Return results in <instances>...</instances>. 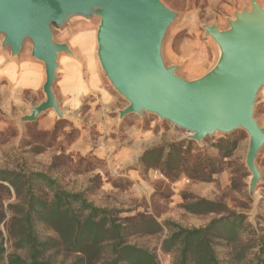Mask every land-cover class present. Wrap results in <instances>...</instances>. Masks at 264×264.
I'll return each mask as SVG.
<instances>
[{"label":"rangeland","instance_id":"rangeland-1","mask_svg":"<svg viewBox=\"0 0 264 264\" xmlns=\"http://www.w3.org/2000/svg\"><path fill=\"white\" fill-rule=\"evenodd\" d=\"M161 2L176 13V18L168 27L162 42V59L167 67L175 66L176 75L185 80L203 76L214 66L218 58V48L205 34L203 26L215 25L218 30H225L228 28L227 21L233 19L235 12L248 10L250 7L248 0H161ZM256 2L260 6L264 5V0ZM76 22L91 24L97 29L99 19L73 23ZM62 30L54 35L56 42ZM263 90L264 85L257 94L254 107V119L259 126L261 115L264 113V104L260 102ZM23 98L29 99V95ZM119 99V106L127 105L123 97ZM1 102H4V97L0 92V170L44 173L62 189L84 194L94 206L110 209L112 214L121 220L143 214L153 217L159 223L169 220L183 227H202L213 216H193L186 213L182 209L181 195L191 194L211 201H221L228 208L246 215L247 222L252 225V232L246 231L243 239H252L256 242L257 234L264 241V177L261 178V174L264 175V145L255 158L260 179L253 195H250L248 189L250 173L244 163L248 136L244 131L236 130L228 135L214 134L200 143L192 141L193 149L215 158L218 154L211 147L212 143L221 138H240L233 155L224 159V171L213 176L211 182L191 181L183 176L177 181H168L158 170L139 166L140 157L145 151L140 150V147L146 142L145 145L152 148L186 141L189 140L188 134L153 114L144 112L140 115L124 116L119 131L108 133V137L118 139L119 148L123 153L129 152L131 155L130 165L126 167L120 160L122 156H117L116 153L108 158H100L93 151L87 154L70 151V145L76 141L80 130L63 117L58 118L52 129L44 131L38 129L36 124L26 126L27 122H20L19 119L24 115L16 117V112L7 111ZM88 108L87 105L82 107L81 113L85 114ZM84 122L83 128L88 127L92 141L96 142L99 138L100 141L104 140L101 138L102 133L95 130V125L88 126V120ZM42 193L45 194V191ZM13 202L12 195L11 199L3 203V208ZM6 216L7 219L10 216L7 210ZM5 229V226L0 225L7 253L25 257L22 250H16L11 246ZM37 230L42 237L53 234L43 226H39ZM166 234L167 230L156 235H130L127 241L155 252L161 264H170L171 258L160 250L161 241ZM250 244L255 247V244ZM216 251L223 264H233L228 248L218 246ZM253 253L251 250L249 257H252ZM50 255L55 264H65L74 258V255L61 250Z\"/></svg>","mask_w":264,"mask_h":264},{"label":"water","instance_id":"water-1","mask_svg":"<svg viewBox=\"0 0 264 264\" xmlns=\"http://www.w3.org/2000/svg\"><path fill=\"white\" fill-rule=\"evenodd\" d=\"M248 1L249 9L235 12L227 29L203 26L218 48V58L203 76L185 80L162 59V42L176 13L161 0H0L1 47L18 56L28 43L31 56L44 66L45 99L19 121L32 122L50 109L63 117L52 89L58 54L69 49L54 35L75 21L97 18L99 65L127 101L118 116L153 114L196 143L214 134L244 131V163L253 195L260 179L255 158L264 145V128L254 119L255 100L264 85V5Z\"/></svg>","mask_w":264,"mask_h":264},{"label":"trees","instance_id":"trees-1","mask_svg":"<svg viewBox=\"0 0 264 264\" xmlns=\"http://www.w3.org/2000/svg\"><path fill=\"white\" fill-rule=\"evenodd\" d=\"M239 141V137L221 138L212 143L218 154L215 158L193 149L190 140L152 147L143 152L139 166L158 170L168 181L183 176L211 182L213 176L224 171V159L233 155ZM12 195L14 202L3 208ZM181 198L186 213L213 217L202 227H183L169 220L159 223L143 214L121 220L110 209L94 206L84 194L62 189L44 173L0 170V225L6 227L11 246L25 253V257L7 253L0 230V263L55 264L50 254L61 250L74 255L65 264H161L155 252L127 239L167 230L160 250L171 258L170 264H223L217 255L218 246L230 250L233 264H264L263 239L257 234L256 242L243 239V234L252 230L246 215L221 201L191 194H182ZM39 226L53 234L40 236ZM251 250L254 253L249 257Z\"/></svg>","mask_w":264,"mask_h":264},{"label":"crops","instance_id":"crops-1","mask_svg":"<svg viewBox=\"0 0 264 264\" xmlns=\"http://www.w3.org/2000/svg\"><path fill=\"white\" fill-rule=\"evenodd\" d=\"M95 29L91 24L76 22L64 28L58 35L57 41L65 43L69 53L58 54L56 79L52 91L63 119L72 122L73 126L80 130L78 138L70 145V151L81 154L93 151L100 158H108L116 153L117 156H122L120 159L122 165L129 167L131 160L129 152L123 153L119 148L118 139L108 137V133L119 131L124 119L118 116V111L126 105L119 106L121 97L113 89L99 65ZM30 49L29 45H25L18 56H11L8 50L1 47L0 39V92L4 97L1 104L5 105L7 111L16 112V117L29 114L30 107L38 105L45 99L42 92L45 81L44 66L31 56ZM27 94L29 99L23 98ZM260 102L264 104V90ZM86 105L89 107L88 111L82 114L81 109ZM113 114L116 116H112ZM57 120L58 117L50 109L25 125L36 124L38 129L48 131ZM87 120L88 126L95 125V130L102 133L103 141H100V138L96 142L90 139L88 127L83 128L84 121ZM260 125L264 128V113L261 115ZM145 144L147 142L143 147L138 145L140 150L149 148Z\"/></svg>","mask_w":264,"mask_h":264},{"label":"bare ground","instance_id":"bare-ground-1","mask_svg":"<svg viewBox=\"0 0 264 264\" xmlns=\"http://www.w3.org/2000/svg\"><path fill=\"white\" fill-rule=\"evenodd\" d=\"M228 22V21H227ZM206 26H209V25H206ZM218 29V28H217ZM210 37V36H209ZM211 38V37H210Z\"/></svg>","mask_w":264,"mask_h":264}]
</instances>
